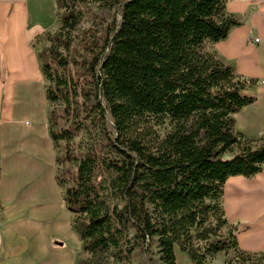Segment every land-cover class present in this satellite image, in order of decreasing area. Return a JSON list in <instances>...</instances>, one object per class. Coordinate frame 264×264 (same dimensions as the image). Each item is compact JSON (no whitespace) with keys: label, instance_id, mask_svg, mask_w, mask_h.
Returning <instances> with one entry per match:
<instances>
[{"label":"trees","instance_id":"16d2710c","mask_svg":"<svg viewBox=\"0 0 264 264\" xmlns=\"http://www.w3.org/2000/svg\"><path fill=\"white\" fill-rule=\"evenodd\" d=\"M55 1L38 59L55 181L86 255L76 264H131L137 250L177 264L176 248L191 264L228 251L264 264L222 207L226 180L264 165V135L234 129L256 81L205 50L240 24L227 0Z\"/></svg>","mask_w":264,"mask_h":264},{"label":"crops","instance_id":"0c3cea01","mask_svg":"<svg viewBox=\"0 0 264 264\" xmlns=\"http://www.w3.org/2000/svg\"><path fill=\"white\" fill-rule=\"evenodd\" d=\"M225 11L240 24L205 50L256 81L243 92L253 103L234 114V129L256 139L264 135V0H227ZM57 13L55 0H0V264H72L80 242L55 181L45 80L33 45L56 26ZM222 207L239 249L264 254V165L252 178L229 177ZM55 238L67 247L54 248Z\"/></svg>","mask_w":264,"mask_h":264},{"label":"rangeland","instance_id":"374dc122","mask_svg":"<svg viewBox=\"0 0 264 264\" xmlns=\"http://www.w3.org/2000/svg\"><path fill=\"white\" fill-rule=\"evenodd\" d=\"M60 13H61V11L58 10L57 16L54 18L56 26H53V29H51V31H47L44 34H41L40 36H38L33 41L34 42L33 45L38 52H40L45 46L48 45L47 34H50V33H53L54 31H56V29L58 27L59 19H60ZM85 26H87V24L84 22L83 27H85ZM56 174H57V170H56ZM70 220H72V215L70 217ZM70 224H71V221H70ZM77 239H78V237H77ZM52 245L54 248H56V247H65L66 248L67 247L65 242L60 238H55L52 241ZM151 248H152L153 252L156 251L154 243H152ZM72 254H73L72 255V264H76L78 262V260L86 257V255L83 254V252H82L80 242H79V246L75 247L72 250ZM175 257H176V263L177 264H191L188 261V259L186 258V256L184 254L180 253L177 248L175 250ZM143 263H144V256L142 255V253L140 251H138V250L135 251L132 255L131 264H143ZM210 264H236V261H234V254L231 251H228V252L219 253L213 260H211Z\"/></svg>","mask_w":264,"mask_h":264},{"label":"built area","instance_id":"2783aa9c","mask_svg":"<svg viewBox=\"0 0 264 264\" xmlns=\"http://www.w3.org/2000/svg\"><path fill=\"white\" fill-rule=\"evenodd\" d=\"M249 41L252 43V44H256L259 42V39L258 38H250Z\"/></svg>","mask_w":264,"mask_h":264}]
</instances>
